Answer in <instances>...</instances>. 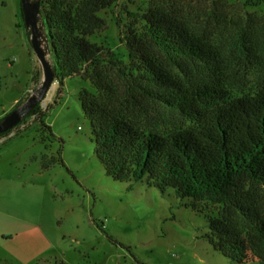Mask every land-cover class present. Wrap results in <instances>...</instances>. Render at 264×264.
<instances>
[{"label": "rangeland", "instance_id": "1", "mask_svg": "<svg viewBox=\"0 0 264 264\" xmlns=\"http://www.w3.org/2000/svg\"><path fill=\"white\" fill-rule=\"evenodd\" d=\"M155 8L184 19L212 50L214 71L190 61L174 68L183 79L208 78L234 96L264 88V0H116L99 13L107 26L89 39L128 64V11ZM41 72L21 0H0V117L28 99ZM83 89L95 91L85 75L63 85L56 79L40 103L43 123L26 118L0 138V264H233L206 236L207 216L219 215V205L201 202L198 211L172 188L163 194L140 181L128 189L106 175L79 100ZM144 103L138 120L151 129L190 124ZM254 203L264 213V194Z\"/></svg>", "mask_w": 264, "mask_h": 264}, {"label": "trees", "instance_id": "2", "mask_svg": "<svg viewBox=\"0 0 264 264\" xmlns=\"http://www.w3.org/2000/svg\"><path fill=\"white\" fill-rule=\"evenodd\" d=\"M115 1L41 0L57 80L85 75L95 89H83L79 100L106 175L129 182L128 189L140 181L163 194L172 188L198 211L201 202L219 205V215L207 216L213 248L233 264L264 263V213L254 203L264 194V88L234 96L211 79L179 76L175 67L198 59L213 70L212 50L184 19L159 8L128 11V64L107 56L89 37L107 26L99 13ZM144 102L190 124L151 129L138 120ZM43 114L38 104L19 124L32 116L43 123Z\"/></svg>", "mask_w": 264, "mask_h": 264}, {"label": "water", "instance_id": "3", "mask_svg": "<svg viewBox=\"0 0 264 264\" xmlns=\"http://www.w3.org/2000/svg\"><path fill=\"white\" fill-rule=\"evenodd\" d=\"M24 23L30 31V42L41 66L39 86L28 99L0 120V135L16 127L38 104L44 102L57 74L50 59L51 50L42 19L41 0H21Z\"/></svg>", "mask_w": 264, "mask_h": 264}, {"label": "built area", "instance_id": "4", "mask_svg": "<svg viewBox=\"0 0 264 264\" xmlns=\"http://www.w3.org/2000/svg\"><path fill=\"white\" fill-rule=\"evenodd\" d=\"M13 133H14V132H13ZM13 133H12V134H13ZM5 138H6V136H4L2 139H5ZM2 139H1V140H2Z\"/></svg>", "mask_w": 264, "mask_h": 264}, {"label": "crops", "instance_id": "5", "mask_svg": "<svg viewBox=\"0 0 264 264\" xmlns=\"http://www.w3.org/2000/svg\"><path fill=\"white\" fill-rule=\"evenodd\" d=\"M40 235L39 236H41L42 234L41 233H39Z\"/></svg>", "mask_w": 264, "mask_h": 264}]
</instances>
